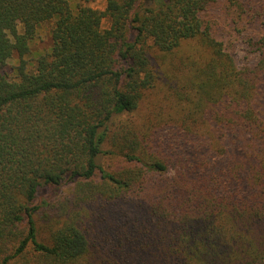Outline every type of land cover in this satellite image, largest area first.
Wrapping results in <instances>:
<instances>
[{
	"label": "trees",
	"instance_id": "trees-1",
	"mask_svg": "<svg viewBox=\"0 0 264 264\" xmlns=\"http://www.w3.org/2000/svg\"><path fill=\"white\" fill-rule=\"evenodd\" d=\"M216 1L0 0V264H264V37L240 65ZM155 91L165 133L130 118ZM141 192L147 219L102 247L94 227Z\"/></svg>",
	"mask_w": 264,
	"mask_h": 264
},
{
	"label": "rangeland",
	"instance_id": "rangeland-1",
	"mask_svg": "<svg viewBox=\"0 0 264 264\" xmlns=\"http://www.w3.org/2000/svg\"><path fill=\"white\" fill-rule=\"evenodd\" d=\"M74 12L79 6H87L103 11L106 7L105 0H92L82 2L81 0H68ZM206 19L216 29V35L223 40L225 46L238 60L240 65H245L248 61L256 58L255 49L249 46L252 40L264 37V0H217L213 3L207 13ZM55 20L40 24L36 35L31 42V50L24 59L33 68L37 59L41 55L51 52L52 29ZM105 26L107 24L105 23ZM23 32V26H18ZM18 64V57L14 56L8 61V70ZM167 93V99L164 94ZM174 101L169 96V92L155 91L150 93L141 105L139 111L130 116L133 123L144 128L150 133H165L163 120L168 118L170 112H174ZM150 125L151 130L148 128ZM170 133V132H169ZM169 177L163 180V184L168 182ZM152 197L146 193L129 195L121 204L116 203L108 214V219L102 221L94 227L92 233L97 237L101 246L110 249L112 243L118 242L119 236L116 234L122 225L131 227L135 223H143L147 219V212Z\"/></svg>",
	"mask_w": 264,
	"mask_h": 264
}]
</instances>
